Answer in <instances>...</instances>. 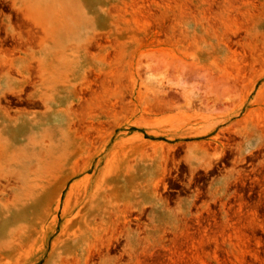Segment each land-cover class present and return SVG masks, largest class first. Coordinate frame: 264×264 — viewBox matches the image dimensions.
<instances>
[{
    "label": "rangeland",
    "instance_id": "obj_1",
    "mask_svg": "<svg viewBox=\"0 0 264 264\" xmlns=\"http://www.w3.org/2000/svg\"><path fill=\"white\" fill-rule=\"evenodd\" d=\"M0 264H264V0H0Z\"/></svg>",
    "mask_w": 264,
    "mask_h": 264
}]
</instances>
